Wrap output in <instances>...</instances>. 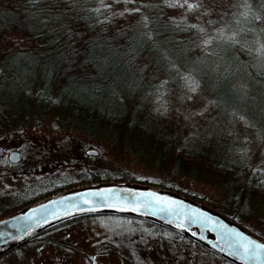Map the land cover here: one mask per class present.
Listing matches in <instances>:
<instances>
[{
    "label": "trees",
    "instance_id": "16d2710c",
    "mask_svg": "<svg viewBox=\"0 0 264 264\" xmlns=\"http://www.w3.org/2000/svg\"><path fill=\"white\" fill-rule=\"evenodd\" d=\"M112 1L104 0L101 4L100 0H0V35L20 32L33 42L26 51L2 49L0 45L4 60L0 73L12 67L23 81L30 83L36 102L27 120L13 127L37 124L51 115L52 122L59 127L89 138L108 139L116 145L131 125L130 118L140 105L148 82L155 78L148 76V71L170 68L183 77L191 75L199 82V88L209 93L211 104L229 108L228 112L248 120L259 134L263 133L264 61L260 60V47L264 41V0H223L222 10L207 19L197 16L192 21L167 15L166 9L173 0H135V7L127 6L138 9L131 15L119 12ZM206 40L211 43L205 45ZM17 83L5 82L0 88V117L10 107L9 101L16 106L25 105L20 104L26 98L20 94ZM245 100L251 104L247 105ZM178 149L171 151L178 155L173 170L178 171L180 163L189 160L204 169L218 171L219 165L205 159L200 151L182 144ZM244 168L242 164L228 168L235 174L230 176L232 185L242 184L245 190L243 203L242 196L235 201L237 195L232 193L230 199L234 203L230 210L235 215L247 216L250 213H240V206L248 201L250 185L259 183L255 178L248 182L250 177ZM100 181L135 180L123 172L101 170H84L76 181L47 179L37 185L40 191L36 198L0 207V217L65 188ZM139 182L175 190L220 210L214 206L215 201L199 198L171 182ZM71 219L43 230L13 249L41 240L48 231ZM148 222L155 229L170 231L199 245L158 223Z\"/></svg>",
    "mask_w": 264,
    "mask_h": 264
},
{
    "label": "rangeland",
    "instance_id": "374dc122",
    "mask_svg": "<svg viewBox=\"0 0 264 264\" xmlns=\"http://www.w3.org/2000/svg\"><path fill=\"white\" fill-rule=\"evenodd\" d=\"M112 2L119 12L126 14L131 15V10L137 9L127 7H135V0ZM173 3L178 6L168 7L167 15L190 21L197 16L207 19L224 5L223 0H187V3L173 0ZM188 4L201 6L190 11ZM261 43L260 49L264 41ZM32 44L20 32L0 35L2 49L26 51ZM1 54L0 63L4 62ZM260 55L264 61V51ZM148 76L155 78L148 82L141 103L130 118L131 125L113 145L108 139L89 138L59 127L52 122L51 115L37 124L13 127L27 120L36 102L30 93V83L23 81L12 67L8 71L3 69L0 88L5 82H18L20 94L26 99L20 102L25 103L24 107L9 101L10 107L0 117V207L36 198L40 191L37 185L47 179L76 181L84 170L123 172L137 182H171L199 198L215 201L214 206L220 212L242 226L247 223L252 228L249 230L264 238V225L257 221L260 218L264 222V131L259 134L248 120L228 112L229 108L211 104L209 93L202 88L196 93L189 92L179 71L151 69ZM245 103L251 104L249 100ZM257 120L262 123V119ZM181 144L200 151L205 159L219 165L218 171L204 169L189 160H183L178 171L173 170L178 155L171 151H177ZM11 151L19 152L18 161L8 160ZM240 164L250 177L248 182L255 178L259 183L250 185L248 201L240 206V213L254 215L250 218L230 210L233 192L237 195L235 201L240 196L241 203L245 199L243 185H232L230 176L234 172L228 170ZM232 214L234 218L230 217ZM0 264L231 263L175 233L153 228L146 220L102 214L75 217L48 231L41 240L4 254Z\"/></svg>",
    "mask_w": 264,
    "mask_h": 264
},
{
    "label": "water",
    "instance_id": "95a60500",
    "mask_svg": "<svg viewBox=\"0 0 264 264\" xmlns=\"http://www.w3.org/2000/svg\"><path fill=\"white\" fill-rule=\"evenodd\" d=\"M19 156L18 151H11L8 160L18 161ZM95 214L152 221L231 264H264V252L257 260L239 259V249L230 246L232 237L225 234L238 232L261 243L264 238L190 196L137 181H100L72 186L0 217V256L57 223Z\"/></svg>",
    "mask_w": 264,
    "mask_h": 264
},
{
    "label": "snow or ice",
    "instance_id": "6c2138e0",
    "mask_svg": "<svg viewBox=\"0 0 264 264\" xmlns=\"http://www.w3.org/2000/svg\"><path fill=\"white\" fill-rule=\"evenodd\" d=\"M101 4L104 3V0H100ZM115 2L119 3L120 0H115ZM125 2H130V0H125ZM245 3H247V0H244ZM185 3H187V0H185ZM170 7H177L178 5L173 4V3H169ZM179 6H183V5H179ZM188 9L191 11L197 7H200V4H188ZM106 7H110V5H106ZM96 11H99V9H97ZM127 11V10H126ZM131 11H138V9H134ZM114 15H123V13H114ZM103 22V21H102ZM192 27H195L194 25ZM202 31V29H201ZM229 39H232V37H229ZM205 45L210 44L211 41L210 40H206L204 41ZM261 51H264V46H262ZM182 79L184 80L188 91L191 93H196L197 89L199 88V82L194 80L191 75H186L184 77H182ZM189 100L192 99L191 96L188 97ZM88 211H92L95 209H87ZM182 226V225H181ZM30 234V233H28ZM226 237H232V241L230 246L238 248L240 251V255H239V259H241L242 261H247V260H257L260 259V255L261 252H264V243L261 242H257L255 240H252L251 238L244 236L241 233H232V232H228L225 234Z\"/></svg>",
    "mask_w": 264,
    "mask_h": 264
},
{
    "label": "flooded vegetation",
    "instance_id": "af4514ba",
    "mask_svg": "<svg viewBox=\"0 0 264 264\" xmlns=\"http://www.w3.org/2000/svg\"><path fill=\"white\" fill-rule=\"evenodd\" d=\"M243 203V202H242ZM254 215L253 214H249V215H247L246 217H248V218H250V217H253ZM260 224L259 225H264L263 223H261L263 220H261L260 218H258V220H257ZM244 226H247L248 227V229H252L251 228V226L250 225H248L247 223H245V225ZM263 228H264V226H262Z\"/></svg>",
    "mask_w": 264,
    "mask_h": 264
},
{
    "label": "bare ground",
    "instance_id": "6f19581e",
    "mask_svg": "<svg viewBox=\"0 0 264 264\" xmlns=\"http://www.w3.org/2000/svg\"><path fill=\"white\" fill-rule=\"evenodd\" d=\"M133 218H134V217H133ZM5 254H6V253H5ZM3 255H4V254H3ZM3 255H2V256H3ZM2 256H0V257H2Z\"/></svg>",
    "mask_w": 264,
    "mask_h": 264
}]
</instances>
